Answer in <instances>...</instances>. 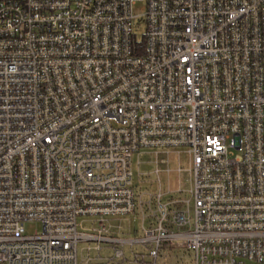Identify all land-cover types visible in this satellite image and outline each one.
I'll return each instance as SVG.
<instances>
[{
  "label": "built area",
  "instance_id": "built-area-1",
  "mask_svg": "<svg viewBox=\"0 0 264 264\" xmlns=\"http://www.w3.org/2000/svg\"><path fill=\"white\" fill-rule=\"evenodd\" d=\"M181 148L190 199L138 193L134 156ZM136 211L150 264H264V0H0V264H81Z\"/></svg>",
  "mask_w": 264,
  "mask_h": 264
},
{
  "label": "rangeland",
  "instance_id": "rangeland-1",
  "mask_svg": "<svg viewBox=\"0 0 264 264\" xmlns=\"http://www.w3.org/2000/svg\"><path fill=\"white\" fill-rule=\"evenodd\" d=\"M143 4H139L135 11L138 16L143 13ZM135 34L138 42L142 43L145 37L146 24L144 18H139L135 25ZM143 150L140 155L133 158V182L138 193L145 197L152 195L156 200L162 194V203H170L177 200L190 199V159L185 148L167 150ZM160 153V155H157ZM162 160L166 162H162ZM140 162V165H139ZM182 168L183 172L178 173ZM170 169L171 173L167 170ZM160 171L157 174V171ZM182 190L181 194H178ZM185 206L173 205L171 209H183ZM100 217H80L79 230L82 233L99 235L101 226ZM150 221H143L139 211L126 216H113L106 218L107 233L104 236L115 240H122L126 243H101V250L98 252L97 242H80L78 246L79 259L81 264H150L147 246L141 243L130 245L127 242L138 241L144 236L145 229ZM43 226L33 222L26 224V234L33 236L35 233H42ZM121 250L124 257L115 258V251ZM156 264H195L194 252L186 248H170L164 245L160 252Z\"/></svg>",
  "mask_w": 264,
  "mask_h": 264
}]
</instances>
